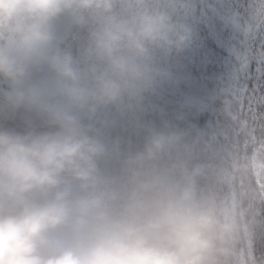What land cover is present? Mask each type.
I'll list each match as a JSON object with an SVG mask.
<instances>
[{
    "label": "clouds",
    "instance_id": "9594fccd",
    "mask_svg": "<svg viewBox=\"0 0 264 264\" xmlns=\"http://www.w3.org/2000/svg\"><path fill=\"white\" fill-rule=\"evenodd\" d=\"M191 0H0V264H222L213 141L140 113Z\"/></svg>",
    "mask_w": 264,
    "mask_h": 264
},
{
    "label": "trees",
    "instance_id": "16d2710c",
    "mask_svg": "<svg viewBox=\"0 0 264 264\" xmlns=\"http://www.w3.org/2000/svg\"><path fill=\"white\" fill-rule=\"evenodd\" d=\"M241 2L191 0L195 34L190 47L171 61L177 79L146 100L139 115L156 124L167 121L204 141L209 139L199 129L214 127L217 140L204 157L199 180L232 226L222 264H264V203L248 175L251 149L239 133L231 102L238 83L250 96H264V72L256 55L264 46V33L252 41L247 70L238 73L244 35L231 17ZM254 111L264 114V103L254 104Z\"/></svg>",
    "mask_w": 264,
    "mask_h": 264
},
{
    "label": "snow or ice",
    "instance_id": "6c2138e0",
    "mask_svg": "<svg viewBox=\"0 0 264 264\" xmlns=\"http://www.w3.org/2000/svg\"><path fill=\"white\" fill-rule=\"evenodd\" d=\"M232 22L243 33L245 50L239 53L240 67L238 73L247 70L251 52V44L257 34L264 33V0H242L236 7ZM257 55L261 72H264V46ZM236 106L234 119L238 130L246 143L251 146L264 147V114L257 115L254 104L264 103V96H250L243 84L238 83L231 101Z\"/></svg>",
    "mask_w": 264,
    "mask_h": 264
},
{
    "label": "rangeland",
    "instance_id": "374dc122",
    "mask_svg": "<svg viewBox=\"0 0 264 264\" xmlns=\"http://www.w3.org/2000/svg\"><path fill=\"white\" fill-rule=\"evenodd\" d=\"M234 94V92H233ZM202 132L214 137V133L211 132V127H202L200 129ZM210 141H213L210 139ZM252 154L250 161V172L251 177L254 179L256 185L258 186L260 197L264 202V147L260 145L251 146Z\"/></svg>",
    "mask_w": 264,
    "mask_h": 264
}]
</instances>
